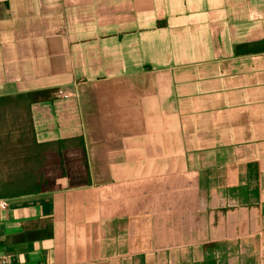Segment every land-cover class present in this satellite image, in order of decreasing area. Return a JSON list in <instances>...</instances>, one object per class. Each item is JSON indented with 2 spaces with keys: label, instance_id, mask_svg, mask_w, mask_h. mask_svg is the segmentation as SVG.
<instances>
[{
  "label": "crops",
  "instance_id": "obj_1",
  "mask_svg": "<svg viewBox=\"0 0 264 264\" xmlns=\"http://www.w3.org/2000/svg\"><path fill=\"white\" fill-rule=\"evenodd\" d=\"M0 112L87 157L0 190V264H264V0H0Z\"/></svg>",
  "mask_w": 264,
  "mask_h": 264
},
{
  "label": "rangeland",
  "instance_id": "obj_2",
  "mask_svg": "<svg viewBox=\"0 0 264 264\" xmlns=\"http://www.w3.org/2000/svg\"><path fill=\"white\" fill-rule=\"evenodd\" d=\"M3 115L0 112V182L15 183L19 185V181L26 179L29 187H33L36 181L44 182L43 190L49 191L56 189L60 184H67V181L61 180L60 175L65 171L73 177L70 181L75 184L80 176V167L84 168L87 163V157H73V154H67V157H58L54 154V148L37 147L30 135V130L26 127L21 130H8L9 121L3 124ZM26 129V130H25ZM12 132V134H10ZM18 143L11 147L9 143ZM35 146V147H34ZM41 154L38 156V154ZM43 155V156H42ZM41 156V157H40ZM76 174V175H75ZM80 183L83 179L80 178ZM27 187V188H29ZM17 189V188H16ZM25 185H19L18 190H25Z\"/></svg>",
  "mask_w": 264,
  "mask_h": 264
},
{
  "label": "trees",
  "instance_id": "obj_3",
  "mask_svg": "<svg viewBox=\"0 0 264 264\" xmlns=\"http://www.w3.org/2000/svg\"><path fill=\"white\" fill-rule=\"evenodd\" d=\"M43 93L42 92H40V93H32V94H28V97H30L32 100H35L36 99V97L38 96V95H42ZM80 143V142H79ZM57 146H58V149H59V151H58V155L59 156H62V151L63 150H65V146H64V142H58L57 143ZM80 146V145H79ZM80 176H79V178H78V181L75 183V184H71L70 183V181H72L73 180V177L72 176H70V174H68V173H66L65 171L60 175V178H61V180H57V182H58V184H59V181H62V180H65V181H67V185L68 186H75V185H79V184H83L84 182H86V180H87V167H86V164H85V166H84V168L82 169V167H80ZM76 175V174H75ZM80 178H82L83 179V183H80L79 182V180H80ZM44 182H46V181H42V183H40L39 181H36L35 182V185L33 186V187H29V186H31V185H29V183L26 181V179L24 180V179H22V180H20L19 181V185H25L26 186V189L25 190H23V192H25V193H28V192H34V191H36V192H38V191H44L43 190V184H44ZM63 182V181H62ZM19 185H16L14 182L13 183H3V182H0V190H3V189H8V188H14V189H16V190H18V186ZM63 185H62V183L60 184V186H58V188H56V189H60L61 187H62ZM27 187H29V188H27ZM45 187V186H44ZM48 189H46V191H47ZM50 190H55V189H50Z\"/></svg>",
  "mask_w": 264,
  "mask_h": 264
},
{
  "label": "built area",
  "instance_id": "obj_4",
  "mask_svg": "<svg viewBox=\"0 0 264 264\" xmlns=\"http://www.w3.org/2000/svg\"><path fill=\"white\" fill-rule=\"evenodd\" d=\"M3 206H4V204L0 205V207H3Z\"/></svg>",
  "mask_w": 264,
  "mask_h": 264
}]
</instances>
